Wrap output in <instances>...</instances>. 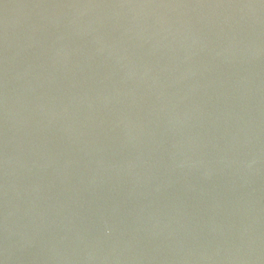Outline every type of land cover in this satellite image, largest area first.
I'll return each mask as SVG.
<instances>
[{
	"label": "water",
	"instance_id": "obj_1",
	"mask_svg": "<svg viewBox=\"0 0 264 264\" xmlns=\"http://www.w3.org/2000/svg\"><path fill=\"white\" fill-rule=\"evenodd\" d=\"M0 264H264V0H0Z\"/></svg>",
	"mask_w": 264,
	"mask_h": 264
}]
</instances>
